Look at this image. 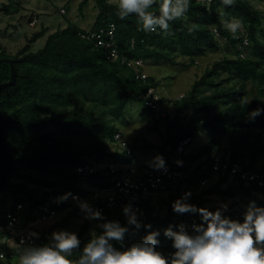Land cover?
Wrapping results in <instances>:
<instances>
[{
    "label": "trees",
    "instance_id": "obj_1",
    "mask_svg": "<svg viewBox=\"0 0 264 264\" xmlns=\"http://www.w3.org/2000/svg\"><path fill=\"white\" fill-rule=\"evenodd\" d=\"M89 2L82 0L78 11L83 12ZM93 2L98 12L89 29L67 18L66 27H58L49 34L43 48L35 52L31 50L32 45L48 32L47 28L34 33L15 55L8 54L0 45V59H13L17 69L15 84L0 93V108L9 120L8 145L17 159L7 186L0 191V225L7 223V214L18 205L23 207L22 220L26 225L36 219L42 207H49L58 214L69 212L66 218L82 214L72 208L71 195H85L89 192L87 189L101 188L107 185L108 177L100 171L83 184L76 173L77 167L87 161L133 165L136 152L145 150L159 151L170 170L181 173L182 177L168 182L167 200L159 198L165 207L164 214L156 211L152 199L143 202L138 219L142 224H151L150 230L143 227L137 230L129 225L123 209L118 208L102 212L105 220H94L97 235L102 232L99 225L107 221H118L129 229L123 242L110 241L118 250L142 242L150 231H159L157 250L165 256L174 253L173 242L163 235L164 230L171 226L175 232L184 225L185 230L194 235L195 231L188 230L191 217H196L198 224L202 222L198 213L178 214L173 210V202L187 192L192 193L189 203L213 212L222 207H208L212 195L224 201L249 199L255 201L257 207H264V186L258 182H245L230 175L218 177L216 181L212 179L214 162L217 159L225 162L227 157L231 163H240L248 170L264 172V164L260 168L256 166L264 157V141L253 134L256 127L264 129V113L255 119L250 117L257 108H264L263 13L255 9L251 0H235L232 6L223 5L221 0H212L209 5L190 0L186 17L172 22V34L166 35L159 29L157 33H145L135 15L121 20L117 4L109 0ZM160 2L157 0L153 8L157 14ZM3 10L9 12L7 6ZM60 13L66 15V9L60 8ZM33 16L32 20L40 15ZM233 18L244 24V34L239 32L236 38L223 26L224 21ZM193 25L196 27L189 31ZM246 37L250 45L241 51L239 46ZM99 40L111 47L98 46ZM223 42L234 49L231 55L235 57L226 55L213 62L182 98L161 96L159 105L165 116L156 118L153 109L146 104L145 94L149 88H157L159 81L152 76L146 81L137 79L135 69L128 63L143 60L146 64L166 62L189 67L196 63V57L217 52ZM113 51L118 55L115 60L109 58ZM242 53L244 56L240 57ZM177 55L189 58L190 63L177 62ZM122 58H125L124 63ZM9 79V65L0 63V83ZM250 82L256 85L257 95L248 101L247 84ZM133 103H138L143 113L150 112L161 143L153 144L141 137L124 139L134 154L129 158L115 138L117 134L123 136L116 122L125 120L126 110ZM189 110L193 113L184 125L182 120ZM161 123H165L164 133L159 128ZM205 132L209 141L190 150L193 137ZM187 138L192 139L187 152L180 157L172 156L171 152ZM111 142L120 144V150L109 151ZM177 161H181L182 166H178ZM187 163L197 165L190 171ZM69 193L66 201L58 202V198ZM246 211L247 208L234 202L222 211V218L242 223ZM82 215L85 222L77 233L81 244L74 250L73 258L82 253L92 236L88 235L91 219L86 218L87 214ZM65 221L41 233L37 238L40 245L50 243L51 232L65 226ZM34 230L37 232L38 226Z\"/></svg>",
    "mask_w": 264,
    "mask_h": 264
},
{
    "label": "clouds",
    "instance_id": "obj_2",
    "mask_svg": "<svg viewBox=\"0 0 264 264\" xmlns=\"http://www.w3.org/2000/svg\"><path fill=\"white\" fill-rule=\"evenodd\" d=\"M221 2L225 6H232L235 0ZM156 3L157 0H119L117 14L121 20L135 15L145 33H157L159 29L171 35V23L186 17L190 0H161L159 14L153 10ZM223 26L236 38L244 24L242 20L233 18L224 21ZM195 27L193 25L189 31ZM112 55L115 57L116 53ZM144 64L146 67L147 64ZM262 113L264 108H257L250 113V117L255 119ZM177 165L182 166V162L177 161ZM150 166L158 171H167L165 159L160 155L150 162ZM70 195L58 198V202L66 201ZM191 195V192L185 193L173 202L172 208L178 214L198 213L202 222L194 226V235H190L184 225L180 226L179 231L174 232L171 226L164 230L163 235L173 242L172 247L175 249L170 256L157 250L159 231H150L142 242L133 243L126 250L116 249L110 241L123 242L129 229L122 227L118 221H107L99 225L102 232L98 235L93 233L76 258H73L74 250L79 249L81 244L76 233L55 231L51 234V242L43 246L28 245L22 239L17 245L18 264H264V207H257L255 201L251 202L241 223L239 220L222 218V211L227 210V204L213 212L189 203ZM79 207L87 214V219H106L101 211L93 210L87 202H80ZM138 211L131 204L124 207L127 223L137 230L142 227L150 230L152 225L142 224L138 219ZM30 236L38 238L37 233H31ZM3 259L4 255L0 253V260Z\"/></svg>",
    "mask_w": 264,
    "mask_h": 264
},
{
    "label": "rangeland",
    "instance_id": "obj_3",
    "mask_svg": "<svg viewBox=\"0 0 264 264\" xmlns=\"http://www.w3.org/2000/svg\"><path fill=\"white\" fill-rule=\"evenodd\" d=\"M82 0H0V45H3L6 48V52L10 55H15L26 43L27 40L36 32H39L42 29L44 24L49 29V34L54 33L58 27H66V20L72 19L74 23L80 25L83 28L89 29L92 27V24L95 21V15L98 12V8L95 7L93 0H90L89 4L84 8L83 12L78 11V6ZM111 3L118 4L119 0H109ZM255 9L261 11L264 15V2L260 0H251ZM63 2V3H62ZM66 3V4H64ZM16 4L21 8L16 9ZM7 6L9 12H5L3 8ZM64 6V7H63ZM24 7H27L26 9ZM60 8L66 9V15L60 13ZM32 10H36L33 12ZM41 10H48L44 20L38 17L37 24L32 25L33 14L38 15L41 13ZM41 16V14H39ZM37 18V17H35ZM34 19V18H33ZM47 22V23H46ZM63 27V28H64ZM38 29V30H37ZM22 30V31H21ZM37 30V31H36ZM264 30V25H263ZM263 39V38H262ZM47 38L40 39L32 48L33 51H37L42 47L43 43H46ZM250 53V50L247 51ZM234 54V49L226 42L220 43V49L215 53H209L206 57H196L195 64L189 67L181 65H171L166 62H161L160 64H155L149 62L146 67L142 70L147 77H155L159 81V86L157 90L161 96H166L169 99H178L181 95H186L187 92H190L194 83L201 79L203 74L211 67L213 62L222 59L226 55ZM231 57H235L232 56ZM175 60L180 63H190V59L177 55ZM226 77L227 75H223ZM247 89L250 91L249 96L247 97L248 101H251L253 97L257 95L256 85L252 82L247 84ZM208 94V92H205ZM78 105H81L79 102ZM72 108H70L71 110ZM84 110H88L87 107ZM173 114V109H171ZM193 111L189 110L182 120V124H187L191 119ZM171 114V115H172ZM205 118V114L202 115V119ZM123 122L121 120L116 122V125L122 131V139H134L141 137L151 141L153 144L161 143V136L154 128V121L152 120L150 112H142L141 106L138 103L130 104L126 110V116ZM159 128L164 133L165 132V123H161ZM254 137L261 138L264 141V129L256 127L253 129ZM193 143L190 145L189 149L192 150L194 147L201 146L209 141L208 132L198 133L196 137H193ZM120 144L117 142L109 143V151H119ZM190 150L188 152H190ZM222 153V152H221ZM155 158L153 152L149 151H138L135 154L133 160V165L139 167L142 162L147 163L151 162ZM202 158L201 161H203ZM143 164V163H142ZM264 164V157L260 158L256 163L257 167H262ZM189 165V170L191 171L197 165V163H187ZM216 181V179H213ZM209 184L205 185L207 187ZM203 187V186H202ZM203 187V188H204ZM165 200L168 199V194L165 193L161 196ZM157 206L156 211H159L161 214H164L165 207L160 204V199L153 200ZM238 203L241 206L247 208V206L253 202L252 200L246 199L241 201L239 198L232 200L224 201L222 198L212 195L211 202L208 204V207L220 206L227 204L229 207L233 203ZM68 213H60L53 220H50L45 223H40L38 225V238H40L41 233L49 230L52 226L57 223H60L63 219H66L65 226L58 227L54 229L51 234L55 231H68L70 233H78L81 230V226L85 222L84 215L79 214L68 217ZM91 230L88 232V235H93L95 233L96 223L94 220H91ZM189 233V232H188ZM50 234V240H51ZM18 262L17 260L8 261L7 259L0 260V264H14Z\"/></svg>",
    "mask_w": 264,
    "mask_h": 264
},
{
    "label": "built area",
    "instance_id": "obj_4",
    "mask_svg": "<svg viewBox=\"0 0 264 264\" xmlns=\"http://www.w3.org/2000/svg\"><path fill=\"white\" fill-rule=\"evenodd\" d=\"M211 1L212 0H197V2L203 5H209ZM62 12H64V10H62ZM37 22L38 19L34 18L31 24H37ZM242 30L239 32L243 33ZM110 33L112 35V32ZM82 37L85 36L82 35ZM245 41H247V43H245ZM249 45L250 41L246 37L242 45L239 46V50L242 51ZM98 46H104L109 49L111 44L99 40ZM113 52L116 53V51ZM112 53L109 58L112 60L117 59V53L115 57H113ZM243 56L244 53L240 55V57ZM121 60L123 63L125 62V58ZM128 66L135 69L137 79L146 81L148 77L142 71L145 66L143 60H134L133 62H129ZM145 99L147 101L146 104L153 109L156 118L165 116V113L160 110L159 102L161 100V94L156 88H149L145 94ZM115 138L121 143V147L127 152L128 157L132 158L134 154L129 144L121 138L120 134H117ZM191 142V138L181 141L177 149L171 152V155L180 157L185 154ZM152 152L155 157L158 155L161 156L159 151L153 150ZM213 170L215 174L212 179L230 175L237 176L240 180L245 182H258L260 186H264V172L248 170L240 163H231L229 157H227L225 162L221 159H217L213 164ZM100 171H104L103 173L107 175V185L101 188L87 189L89 192L85 195L73 194L70 197L72 208L79 210L82 214L86 213L81 211L79 207L80 202H87L93 210H99L101 213L108 208L124 209L126 205L131 204L133 209L139 210V213L142 210V204L145 200L159 199L166 193L169 181L177 177H182L181 173L172 172L168 166L166 172L163 170H155L150 166V162L135 167L134 165H120L113 162L97 163L95 161H87L76 169L79 180L83 184H86L91 176ZM74 197L78 199H74ZM22 210V205H18L15 211H11L7 214V223L0 225V253L4 255V259H9V261L14 259L18 261L17 245L22 239L26 240L28 245L41 246L37 238L30 236V234L36 233L34 228L40 225V223L42 224L53 220L58 215L55 210L49 207H42L36 219L26 225L22 220ZM195 225H198V219L192 216L188 224V230L195 231Z\"/></svg>",
    "mask_w": 264,
    "mask_h": 264
},
{
    "label": "water",
    "instance_id": "obj_5",
    "mask_svg": "<svg viewBox=\"0 0 264 264\" xmlns=\"http://www.w3.org/2000/svg\"><path fill=\"white\" fill-rule=\"evenodd\" d=\"M0 63H5L10 67L9 81L0 83L1 93L4 88L15 84L17 69L13 59L1 58ZM8 121V118L0 108V191L7 186L10 171L14 168L17 161L8 145Z\"/></svg>",
    "mask_w": 264,
    "mask_h": 264
},
{
    "label": "crops",
    "instance_id": "obj_6",
    "mask_svg": "<svg viewBox=\"0 0 264 264\" xmlns=\"http://www.w3.org/2000/svg\"><path fill=\"white\" fill-rule=\"evenodd\" d=\"M63 3V2H62ZM19 7H17L16 6V9H18ZM25 9L27 8V7H24ZM33 12H36V10H32ZM47 13H49L48 12V10L46 11V10H41V13H37L38 15L39 14H41V16H39V18L41 17L43 20H44V16H46L47 15ZM37 15V16H38ZM47 23V22H46ZM29 26L30 27H33L34 26V24H32V25H30V23H29ZM64 27V26H63ZM42 28H47L48 29V27H46L44 24L42 25ZM38 30V29H37ZM36 30V31H37ZM22 31V30H21ZM41 31V30H40ZM48 35H49V29H48V32L43 36V37H41V38H39L33 45H32V47L36 44V43H38V41L40 40V39H43V38H47L48 37ZM45 45V43H43L42 44V47L41 48H43V46ZM1 46H3V45H1ZM4 47V46H3ZM5 48V47H4ZM40 48V49H41ZM5 50H6V48H5ZM31 50L33 51V48H31ZM35 52V51H34ZM143 164H144V162H142ZM142 163H141V165H142Z\"/></svg>",
    "mask_w": 264,
    "mask_h": 264
}]
</instances>
